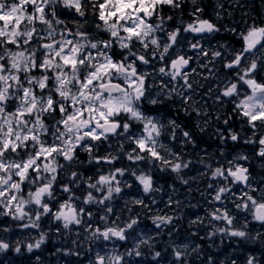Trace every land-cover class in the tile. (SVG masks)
<instances>
[{"label":"snow or ice","instance_id":"1","mask_svg":"<svg viewBox=\"0 0 264 264\" xmlns=\"http://www.w3.org/2000/svg\"><path fill=\"white\" fill-rule=\"evenodd\" d=\"M182 2L183 0H12L9 4L0 0V205L4 207L6 214L22 219L26 215L25 205L35 204L43 210L37 212V220L41 215L49 214L56 220L63 221L64 228L71 224H81L80 214L85 210L76 208L71 202L74 199L72 196L61 203L54 213L49 202H45V197L53 198V185L57 181L58 169L62 170L64 167L58 163L57 158L62 157L70 165L77 162V151L84 150L89 153L90 162L95 160L97 163L111 164L116 159L115 156L101 157L92 154L97 146L93 142L106 141L110 136H126L136 145L128 154L129 160L142 161L149 158L153 162L160 161L170 166L174 172L188 166L186 163H171L159 151L164 147L158 141L163 125L146 115L140 107L144 100L153 105L159 102L155 98L149 99L153 85L147 83V78L154 73L141 72L140 67L149 65L150 60L146 54L137 55L132 51L136 42L144 49L153 47L152 57L164 64L157 69L158 73L170 77L171 81H184L180 88L174 85L171 89H168L167 82H162L161 89H168L169 98L175 93L187 103L191 99L187 92L193 89V83L189 80L190 73L186 71L190 58L178 55L170 63L168 61L169 50L177 43L180 28L169 32V42L163 45L152 35L163 30L165 20L172 19L171 16H161L162 8L169 6L180 9ZM192 2L196 4V0ZM60 4L66 9H74L79 29L95 23L96 29H102L110 38L92 40L87 30H78L71 35L79 39L71 40L62 35L57 41L53 19L57 16L56 8ZM29 6L32 8L31 12L28 11ZM89 9L91 19L88 17ZM202 11L199 6L194 8L192 15L196 19L183 28L185 32L213 33L220 30L210 20L200 18ZM157 17L158 23L150 22ZM81 19L83 23H79ZM37 22L47 26L46 37L40 35ZM55 23L61 24L63 21L57 19ZM28 25L31 27H27ZM238 35L243 47L224 65L227 69L238 68L247 60V55L254 56L264 49V24L254 23ZM40 40L50 42L39 43ZM116 43L127 52L120 60L115 59L117 53L110 51ZM161 47L163 51H159ZM192 47L197 48L199 45L193 44ZM220 55L218 51L212 53L213 58ZM259 59L264 60V53ZM259 67L257 59H252L238 77L239 81L251 89V94L245 95L236 104V109L247 118L254 130L258 127L257 122L260 127H264V83L255 78ZM195 71L196 69H192V73ZM35 72L40 75H35ZM117 80L122 82H114ZM234 95H239L236 82L222 90L223 97ZM13 100L16 101L15 108L9 112L8 107ZM45 114L53 119L59 114V119H55V123L49 127L41 119ZM133 121L140 123L142 130L135 136H127ZM169 123L174 128L178 127L175 121ZM48 134L51 136L50 142L44 138ZM183 136L186 140H191L190 133L184 132ZM231 139L236 141L238 135L232 133ZM258 144L260 147L257 155L264 158V136L258 139ZM140 153H146L147 157ZM124 171L118 168L109 175H100L96 183L88 184L89 188L98 192L102 186H107V195L103 200L95 202L103 204L105 200L111 199L113 192H121L119 186L113 188L111 184L116 175L122 176ZM78 175L75 171L71 173V183L77 182ZM213 176H224L225 179L230 176L233 182L251 186L248 169L240 165H236L234 169L230 167L226 174L221 168H217ZM136 179L145 193L152 189L150 175L142 173ZM26 185L35 186V191L28 192V199L23 198ZM62 190L65 193L71 192L67 184L63 185ZM227 191V188H220L214 199L220 200L221 194ZM244 198L246 202L237 204L236 207L250 211L254 220L264 223V196L258 200L245 193ZM93 201L94 197L89 192L84 203ZM134 203L143 204V201L135 200ZM108 211L112 212V209L109 208ZM212 217L226 221L228 225L233 223V218L227 211L222 214L213 212ZM156 219L170 223L172 217ZM136 222L132 220L126 228H132ZM37 226L35 222L31 224V227ZM219 231L224 232L225 229ZM96 232L104 240L126 238L125 228L109 227L103 232L96 229ZM229 234L233 237L247 235L243 230H232ZM39 243L38 241L34 246L39 247ZM8 247L7 243L0 241V249ZM32 247L33 245H29V250ZM175 256L179 259L182 253L177 250ZM120 260L119 256L115 257V264H120ZM105 261L106 257L98 254L95 264H105ZM247 264H254V258L249 257Z\"/></svg>","mask_w":264,"mask_h":264},{"label":"rangeland","instance_id":"2","mask_svg":"<svg viewBox=\"0 0 264 264\" xmlns=\"http://www.w3.org/2000/svg\"><path fill=\"white\" fill-rule=\"evenodd\" d=\"M5 2L10 4L12 0H5ZM59 6L64 7L63 4H60ZM66 10L67 17L74 19V21L77 22V15L76 13H73L75 12L74 9ZM28 11H32V8L30 6L28 8ZM248 16L249 12L246 19L248 18ZM156 19L159 20V18L157 17L153 18L151 21L156 22ZM82 22V19L79 20V23ZM0 24H2V22H0ZM27 27L31 26L29 25ZM165 28L168 29V32L176 29L170 27L168 21H165L163 30ZM163 30L154 32L152 34L153 37L160 40L162 38L161 33L163 32ZM121 35H123V33H121ZM106 36L107 39L110 38L108 33ZM140 46L142 45L139 42H136L134 48L137 49V52L132 48L133 52H136L137 55L145 54V51L147 50L144 48H140ZM150 48L149 55H151L152 51L154 50L153 47L150 46ZM113 49H119V51L122 50L119 48L118 43L113 45ZM124 54L127 55L126 50H124ZM152 71L153 69L144 67V72L152 73ZM153 73L158 76L157 69ZM221 94L222 92L219 91V95ZM219 103L221 104V106L224 104L223 101ZM14 108L15 103H12V107L8 109V111L11 112L14 110ZM223 110L226 113L227 110ZM234 116L237 117L235 112L233 110H230L228 117L235 120L236 118ZM237 119L238 125L242 127L241 132L244 135L243 140H246L244 133L247 134L248 131H252V128L248 124L247 118L245 119V121H242L241 115L240 117H237ZM263 128L264 127H261L262 130ZM141 130L142 125L140 131L137 133L135 132L134 134H139ZM131 135L132 132H129L127 134V136ZM262 136L264 135L262 134ZM211 138L213 139V141L215 140L213 136ZM249 139L254 141L253 136ZM254 139L255 141L249 146V150L253 151L252 156H248V154L246 153L218 156L217 162L219 163V166L213 168L211 167L213 166L214 158L216 157V153H213V151L217 150L218 147H213L211 148V150L208 149L203 152L198 151V153L195 155V157L197 156V164L193 167L187 163L188 166L186 168H181V170L177 172V174L181 177L179 179L181 182L180 186L184 187L177 193V198L181 202V206L178 204L177 209H167V212H163L161 210L162 206L151 204L148 210H132V204L135 200H139L140 196H132L131 194H128L130 192L129 190L124 196H122L123 192H120V196L119 194H117L116 198L112 200V205H114L115 207L114 213H107L98 210H93L90 212L83 208L85 211L80 214L82 223L79 225L71 224L68 228H64L63 221H58L54 218L53 215L49 214L41 215L39 220H37L36 214L37 212H40V207L34 204V206H37V209L32 215H28L29 213H27L29 207L26 206L24 208V211L26 213L24 218H27L30 221L26 222L25 224H19L16 228H14V226H11L10 224H4L3 226H0V228H4V226L7 225L5 227V230L7 231L5 236H7V238H10L11 241H13V237H15L16 232L24 233V230L26 232H30L31 238H29L30 240L28 243L25 241V237H22L17 244V246L19 247L18 258L21 263L25 261V264H37L38 262H41V264H71L70 261H72L74 264H95L98 254L106 257L105 264H115V257L117 256L121 258L120 264H125V261H127V264H145L146 259L155 260V264H182L181 257L177 259V257L175 256V251L177 250L182 253V257L197 254L200 256L198 257L199 260L201 259V256H203V258L208 261L207 264H241L236 263V261H227L226 256L228 255V253L232 254L237 250H239L240 252H244V249L241 248L239 244H236L237 247H235L234 244L240 243L243 247H246L245 245H248L246 242L250 241L249 244L252 243V236L259 241H264V226H262L259 221H256L252 218V214L250 211L244 210L242 208L238 209L236 205L244 204L246 202L244 198L245 193H248L259 200L262 196H264V184L259 183L260 179H257V177L253 176L249 179L251 186L241 188L235 182H233L232 177L228 176L227 179H225L224 176H213V173L217 168H221L223 171H225L226 174V170L230 167L234 169L236 165L243 166V163L247 164L249 163V161H251L257 167H260L261 170L264 166H260V164H257L259 162L257 153L260 146L258 144V140L256 141L255 135ZM199 141L201 142L200 138ZM121 145L125 147L121 149ZM134 147H136V145L132 142V140L127 139L126 136H118L116 141L108 144L107 146H103V148L107 150L96 147L92 153L94 156L101 157L115 156L116 159L113 160L111 164H107L104 162L97 163L95 160H92L90 163L95 169L108 171L107 175H109L110 173L115 172V170L118 168L124 169L121 167V165H123V161L119 162V159H121L122 157V154L120 152L123 151L124 154H129L131 153L130 150L133 151V149H135ZM78 152H85L89 154L84 150H78ZM160 153L166 159L170 158V162L174 163L173 161H171V158L174 156L173 150L167 151L166 154L168 157H166L163 152L160 151ZM140 154L147 157L146 153ZM184 154L185 152H183V155ZM183 155L180 156V159ZM241 157H247V159H242ZM132 162L134 161H130L127 158L126 171L134 169V171L132 172V175L133 173H135V175L132 176L133 179H136V176L141 175L142 173L150 175V170L154 168L160 174L163 169H172L170 166L164 165L160 161H154L157 166L153 167L151 165L152 161L149 158H146L142 161H136V164L133 163L132 165H130ZM229 162H231V164ZM180 163H184V161L180 160ZM139 164L141 170L136 171L135 166ZM116 176L120 177L121 175L117 174ZM211 179H213V181L215 182L214 184L213 182H211ZM129 183V179L123 177L121 183L119 184V187L121 188V190H123L124 185H129ZM222 187L227 188L228 191L221 194L220 200H215L214 197L216 193ZM25 188H27V185L25 186ZM253 189H255V191H253ZM148 193L151 196L153 195L152 193H150V191ZM177 198L175 200L176 202ZM160 200H164V198L161 197ZM65 201L68 200H62L56 196H53V198H47L45 200V202H49V206L52 209L53 213L57 211L59 205L61 203H64ZM71 202L73 203V200ZM164 202L166 206H170V202H172V200L169 197V199L165 200ZM75 206L77 209L82 208L77 205ZM107 206H111V204H107ZM0 209H4V207L0 205ZM117 209L120 210L117 211ZM149 210H152V213L151 215H148L146 217L150 218V220H155V222L152 221V223L149 224L151 227L148 228L137 227L138 223L145 219L144 215L147 214L146 211ZM225 211H227L229 216L233 218V223L231 225H228L226 221L215 220L212 217L213 212L222 214ZM88 213H91V215L89 216ZM4 214H6L5 209L0 211V216H3ZM6 215L10 216L11 218L13 217V215ZM157 217H172V220L170 223H163L157 220ZM132 220H136V224H134L130 229L126 228V225L131 223ZM33 222H35L38 226L31 227V224ZM207 224H211L212 229L205 228ZM24 225L29 226L25 227ZM55 225L59 227L58 235H56V240L59 243L54 247V260L45 261L47 255L43 252V249L40 248V244L42 243L44 238H51L46 234L48 232H52L53 230L51 229V227ZM167 226L168 230H166ZM109 227L125 228L126 238L124 240H120L116 237H113L109 240H104L103 237L96 232V229H99L100 232H103L106 228ZM220 229H225V231L221 232L219 231ZM39 230L41 234L45 236L42 240V236H40ZM207 230H209V232H207V234L205 235V232ZM232 230H243L247 233V235L246 237H233L229 234ZM9 232H12L13 237L9 234ZM164 234L165 237H163ZM214 235H219L223 239H230V243L232 246L228 247V249H226V247L222 245L218 246L221 242H217V240L213 239ZM260 235L263 236L260 237ZM2 237L3 235L0 231V241L7 243V238L4 237L2 239ZM58 237H63V239L59 240ZM200 238H204V243H201L199 241ZM38 241L40 242L39 247H35L34 245H36ZM128 241H131V245L129 244V246L127 245ZM153 241L161 242L162 245L158 250H156V248H153L152 251L147 254L140 251L141 246L145 245L146 243L152 245ZM29 245H33L31 250H29ZM21 247H24V249L20 250ZM162 252L167 253V259H165L161 254ZM137 253H139L137 257L133 255ZM156 253H159V255H156ZM24 255L27 256L26 259L22 258ZM242 256L244 258L239 262L244 261L243 263L245 264H247L249 257H253L248 252L242 253ZM253 258L255 259V257ZM235 259L237 260V258Z\"/></svg>","mask_w":264,"mask_h":264},{"label":"flooded vegetation","instance_id":"3","mask_svg":"<svg viewBox=\"0 0 264 264\" xmlns=\"http://www.w3.org/2000/svg\"><path fill=\"white\" fill-rule=\"evenodd\" d=\"M262 0L258 1V4H252L256 7L255 13H253L250 9L249 0H196V4H193L192 0H183L181 8L180 9H172L169 6H164L161 10V16L168 17L171 16V20H165L168 21V24L172 28H180V32L177 38V43L169 50V57L168 61L170 63V60L175 58L178 55H183L185 58H190L189 60V66L186 67V71L190 73L189 80L193 83V89L191 91L187 92V95L191 97V99L185 103L180 96L173 93L171 98L168 97L167 92L168 89H171L174 85L180 88V86L183 85V80L178 81H171L170 77L162 76L158 73L157 75H150L147 78V83L150 85H153V87L150 89L149 93V99L155 98L159 102L155 105L148 103L147 100L142 101L140 107L145 112L146 115L151 116L159 121L160 124L163 125V129L161 131V135L158 138L159 144L163 145V148H160L159 151L163 152L166 157L167 151H174V156L171 158V161H174L176 163H180V156L183 155V152L185 154L181 158L184 161H187L188 164L192 165L195 153L198 150V121L197 118L201 115V113L206 112L207 115H209L210 110L214 109V103L215 101L218 102V100L223 99L222 101L226 102L225 109L227 110L226 115L230 113V110H233L236 115L239 117L241 116L240 111L236 109V104L239 103L241 99L245 95L251 94V89L246 85L243 84L242 81H239L238 77L239 75L243 74L242 69L247 66V64L252 59H257L258 65L260 67L258 68V72L255 76V78L259 81L264 83V60L259 59L262 53H264V49H262L260 52H256L255 55H247V60L241 64L238 68L234 69H227L224 67V65L228 62H230L235 54L241 50L243 47V42L240 40V37L238 33L244 32L247 29L246 22H245V16L247 17V14L249 12L248 20L249 24L253 22V24L260 25L262 24L264 20L263 15V9H262ZM236 5H242L243 9L239 11L240 15L243 17L235 18L237 19L238 23L235 25H232L233 29H236L235 32L230 31L228 26L230 25L231 18L237 14V10H234V7ZM199 6L203 11L199 14L201 19H207L210 20L212 23H214L217 28L219 26H224L226 30H221L218 32L213 33H193V32H185L183 30L184 27L187 26L188 23H192L196 17L192 15V12L195 7ZM245 10V11H244ZM90 11V10H89ZM88 11V12H89ZM60 21H63V23L58 24L60 29L58 31H55V39L59 41L62 38V35L71 38V40H77L78 37H75L71 35V33H75L77 31H71L73 29L74 25L67 24L63 18H59ZM83 23V22H82ZM78 25V24H77ZM165 25V23H164ZM249 26V25H248ZM231 27V28H232ZM85 30H87L90 33V39H95L99 37L100 35H104L107 37V33L104 32L102 29H96L95 23H91L90 25L85 26ZM168 29H164L162 34V38L160 39L161 45L168 43ZM41 36H47V31H40ZM50 42L48 40H40L39 43H45ZM197 44L199 47L193 48L192 45ZM116 47V46H114ZM140 48H143V46H140ZM133 49H137L133 47ZM132 49V51H133ZM151 49V48H150ZM150 49H147L145 51V54L147 55V58L150 60L149 65H143L140 67V71L144 72V67H148L150 69H153L152 73L158 69L161 66H164L163 62L159 61L158 59L152 57V55H149ZM117 50L112 49L110 51ZM119 50V49H118ZM159 51H163V48L161 47ZM220 52L221 55L219 57L213 58L212 53L213 52ZM125 55L124 50H121V53L115 56V59L120 60L121 57ZM141 55V54H138ZM192 69H196L195 73H192ZM215 77H219L221 79V82H225V87H227L230 83L236 82L238 83L239 88V95H234L232 97H223L222 95H219V91L215 88ZM251 78V77H249ZM119 81V80H118ZM122 82V81H120ZM162 82L168 83V89H161L160 85ZM182 90V88L180 89ZM38 93V91H37ZM159 93V95H158ZM220 97V99H217V97ZM211 101V103H209ZM224 111V110H223ZM225 112V111H224ZM48 115L45 114L43 117ZM205 116V114H204ZM55 119H59V114L56 115ZM55 119L51 120V123H55ZM169 121H175V124L178 125V127H173L172 124L169 123ZM242 121H245V117L242 116ZM257 129H252V131H248L247 134H245L246 140H243L244 135H240L238 133V138L236 140V143L243 145L244 149H246V154L251 152L249 149L250 144L247 141H249L250 137L253 136V132L255 131V137L256 141L264 135V131L259 126V122H257ZM140 126L141 124L138 122L133 121L132 122V135H135L134 133L139 132V130H135V127ZM184 132H188L191 135V140H186V138L183 136ZM173 133H175V138H173ZM50 135V134H49ZM211 133L208 129H203L201 132V138L202 145L207 146L206 142H208V138H210ZM260 136V137H259ZM51 137V136H50ZM118 136H111L106 141L101 142H93L97 146V148H102L103 146H107L108 144L113 143L116 141ZM207 138V139H206ZM111 142V143H108ZM223 145H227L229 147L231 144L229 142H224ZM136 148V147H134ZM203 148V147H202ZM132 152V150H130ZM180 151V152H179ZM249 156V154H248ZM259 162L257 163L260 166H264V158L259 157ZM167 160L170 161V158H167ZM58 163L61 165H64L63 169H58L57 172V181L56 183H71V173L73 171L77 172L78 178L77 182H80L82 180H97L100 175H107V171H102L95 169L92 164L86 163V161L82 160L81 158H77V162H74L72 164H68L66 161H61L60 158L57 159ZM61 161V163H60ZM151 165L153 167L157 166L155 162H151ZM264 168V167H263ZM127 167L124 168L125 173L123 176H116L117 180H122L123 177H126V179H129V185L125 186L124 190H130L135 189L136 191H139L140 185L136 183V179L132 178V172L134 169L127 170ZM260 169V167H258ZM261 171L258 173L260 174ZM150 176L152 177V189L161 191L163 195L165 196V200L167 198H172L174 202H170V206L163 207L161 210L163 212H166V210H172L178 208V203L175 201V197L177 196L178 191L180 190L177 185H174V189L172 190V186L169 187L170 191H166L165 187V181L167 176L161 175L158 173L155 168L150 170ZM264 175V173L262 174ZM264 181V180H263ZM113 182V181H112ZM156 182H159L161 186H158ZM53 185L54 193H58L59 195L63 194V191L61 190V186L57 184ZM71 192H74L78 194V192L81 191V187H74L72 183ZM27 189L29 191H35V186H27ZM112 197V196H111ZM107 204H111V206H107ZM161 204H165L161 202ZM111 208L112 212H109L108 209ZM90 209L95 210H102L107 213H113L115 212V207L112 205V202L107 201L103 204H100L99 206L90 207ZM36 210L35 208H30L29 212L34 213ZM264 226L263 224H261ZM0 231L3 233L4 228H0ZM251 240H254L255 238L251 237ZM250 242V241H249ZM249 242L247 244H249ZM227 243L230 244V239H227ZM236 244H239L241 248L244 249V252H240L239 250L233 252L232 254L228 253L229 256L227 257V261L231 260V257L234 258L236 263L238 261H241L244 257L242 256V253L248 252L250 255L255 257L254 261L256 263H263L264 262V243L257 244L256 246L253 245H245L246 247H243L240 243H235V247H237ZM237 249V248H235ZM238 258V261L235 259Z\"/></svg>","mask_w":264,"mask_h":264},{"label":"trees","instance_id":"4","mask_svg":"<svg viewBox=\"0 0 264 264\" xmlns=\"http://www.w3.org/2000/svg\"><path fill=\"white\" fill-rule=\"evenodd\" d=\"M46 235L51 236L52 234L48 232ZM51 242H52V238H49V239L46 240V242L44 244H42V247L45 248L44 251L47 252V253L50 252V248H51L50 244H51ZM22 258L23 259H26L27 256L24 255ZM50 259L51 258H49V260ZM0 264H2V255H1V252H0ZM148 264H152V262H148ZM182 264H206V262L205 261L202 262L200 260H195V257L193 256V257H185V258H183Z\"/></svg>","mask_w":264,"mask_h":264}]
</instances>
